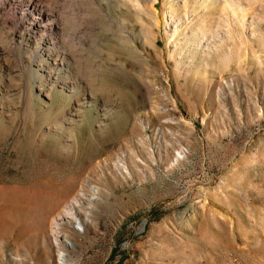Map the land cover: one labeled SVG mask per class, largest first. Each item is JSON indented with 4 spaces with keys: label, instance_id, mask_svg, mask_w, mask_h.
<instances>
[{
    "label": "rangeland",
    "instance_id": "374dc122",
    "mask_svg": "<svg viewBox=\"0 0 264 264\" xmlns=\"http://www.w3.org/2000/svg\"><path fill=\"white\" fill-rule=\"evenodd\" d=\"M0 264H264V0H0Z\"/></svg>",
    "mask_w": 264,
    "mask_h": 264
},
{
    "label": "bare ground",
    "instance_id": "6f19581e",
    "mask_svg": "<svg viewBox=\"0 0 264 264\" xmlns=\"http://www.w3.org/2000/svg\"><path fill=\"white\" fill-rule=\"evenodd\" d=\"M75 204H71L66 213L64 215H62L61 217H59L55 223V237H54V240L56 243H58L60 241L59 237L61 235L60 233V222H62L63 220H70L71 219V216H74L75 215ZM60 233V235H59Z\"/></svg>",
    "mask_w": 264,
    "mask_h": 264
}]
</instances>
